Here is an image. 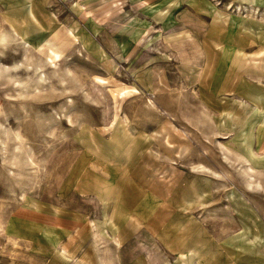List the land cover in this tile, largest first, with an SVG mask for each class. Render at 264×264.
Here are the masks:
<instances>
[{
  "label": "rangeland",
  "instance_id": "rangeland-1",
  "mask_svg": "<svg viewBox=\"0 0 264 264\" xmlns=\"http://www.w3.org/2000/svg\"><path fill=\"white\" fill-rule=\"evenodd\" d=\"M35 1L0 0V264H264V0H122L102 61L20 37Z\"/></svg>",
  "mask_w": 264,
  "mask_h": 264
},
{
  "label": "crops",
  "instance_id": "crops-1",
  "mask_svg": "<svg viewBox=\"0 0 264 264\" xmlns=\"http://www.w3.org/2000/svg\"><path fill=\"white\" fill-rule=\"evenodd\" d=\"M41 3V10L36 1L34 4L25 3L26 5L23 9L25 15L24 17L21 16L22 20L16 23L15 28L20 37L25 38L34 48L40 49L44 56L48 55L46 53H49V51L43 45L58 32H61L65 37L64 54L70 53L67 50L70 48L67 45L68 43L72 44V47L75 44L81 45L85 53L91 54L90 56H94L101 61L109 53H118L111 51L105 44H100L97 39H91L89 31H99V29H105L113 24L121 16L122 10L125 9L122 0H45ZM75 5H80V7L74 10ZM64 32H67V34L64 35ZM84 38L89 40L86 41ZM119 46L122 47V45ZM119 46V50L122 49L121 52H123L124 46L121 49ZM98 52L101 53V57ZM62 56L55 61H60ZM213 61L214 58L209 56L208 65L212 66L213 64L211 63ZM68 213H71V215H67V212L64 214L62 210L52 216L53 224L56 221V230L58 232L63 230L69 233L70 230L66 228L73 229L76 225L75 223L80 220L78 214L81 212L71 210ZM87 224L89 225L91 222H87ZM35 247L34 254L31 252L25 253L27 258H32V262L27 261L24 264H61L60 262L54 263V260H57L58 257L62 258V262L65 264L68 261H71L70 264H74L77 261H72L76 255L71 257L65 250L61 252L60 256V254L50 252L48 248ZM66 260L68 261L66 262Z\"/></svg>",
  "mask_w": 264,
  "mask_h": 264
}]
</instances>
